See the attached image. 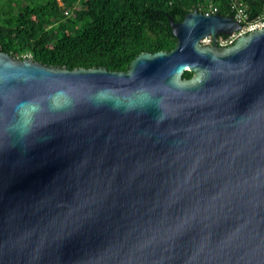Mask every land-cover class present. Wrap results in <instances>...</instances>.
<instances>
[{"label":"water","instance_id":"obj_1","mask_svg":"<svg viewBox=\"0 0 264 264\" xmlns=\"http://www.w3.org/2000/svg\"><path fill=\"white\" fill-rule=\"evenodd\" d=\"M169 24L124 72L0 52V264H264V28Z\"/></svg>","mask_w":264,"mask_h":264},{"label":"trees","instance_id":"obj_2","mask_svg":"<svg viewBox=\"0 0 264 264\" xmlns=\"http://www.w3.org/2000/svg\"><path fill=\"white\" fill-rule=\"evenodd\" d=\"M194 9L240 15L243 25L264 16V0H0V52L49 67L124 72L141 53L173 50L169 18L181 22Z\"/></svg>","mask_w":264,"mask_h":264},{"label":"built area","instance_id":"obj_3","mask_svg":"<svg viewBox=\"0 0 264 264\" xmlns=\"http://www.w3.org/2000/svg\"><path fill=\"white\" fill-rule=\"evenodd\" d=\"M71 14V12H68V11H65V15L69 16ZM206 14H209V13H206ZM239 23L241 22V17L240 15H237L234 17ZM246 26H241V29L239 30V34H235V33H232V35L230 36V38H233L235 35H245V34H248L250 32H253L257 29H263L264 28V16L257 19V20H254V21H251V22H248L246 24H244ZM227 41V40H225ZM231 42V41H230ZM235 42V41H234ZM221 43H219V46L221 47H225V46H222V44L220 45ZM233 44V43H232ZM231 45V44H230Z\"/></svg>","mask_w":264,"mask_h":264},{"label":"rangeland","instance_id":"obj_4","mask_svg":"<svg viewBox=\"0 0 264 264\" xmlns=\"http://www.w3.org/2000/svg\"><path fill=\"white\" fill-rule=\"evenodd\" d=\"M65 15V14H64ZM66 17H69V16H67V15H65ZM241 26H246V25H241ZM235 34H239V31L238 32H236ZM240 37V35H235L233 38H228V40L227 41H225V40H219V43H221L222 44V46H225V45H230V44H232L234 41H236L238 38ZM231 41V42H230ZM201 44L202 45H207V46H209V44H210V40H207V39H205L204 41H202L201 42ZM220 44V45H221Z\"/></svg>","mask_w":264,"mask_h":264},{"label":"flooded vegetation","instance_id":"obj_5","mask_svg":"<svg viewBox=\"0 0 264 264\" xmlns=\"http://www.w3.org/2000/svg\"><path fill=\"white\" fill-rule=\"evenodd\" d=\"M231 35H232V34H230V35H219V36H217L218 44H219V40H220V41H221V40H228V38H230ZM207 40H210V44H209V46L212 45V39H211V38H208Z\"/></svg>","mask_w":264,"mask_h":264},{"label":"bare ground","instance_id":"obj_6","mask_svg":"<svg viewBox=\"0 0 264 264\" xmlns=\"http://www.w3.org/2000/svg\"><path fill=\"white\" fill-rule=\"evenodd\" d=\"M204 41V40H203Z\"/></svg>","mask_w":264,"mask_h":264}]
</instances>
